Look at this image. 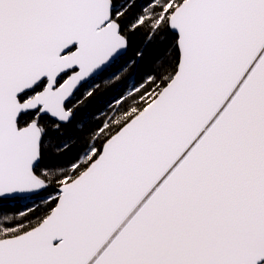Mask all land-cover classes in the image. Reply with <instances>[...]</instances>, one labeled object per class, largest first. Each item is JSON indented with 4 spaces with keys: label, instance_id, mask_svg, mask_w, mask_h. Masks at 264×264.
Listing matches in <instances>:
<instances>
[{
    "label": "snow or ice",
    "instance_id": "1",
    "mask_svg": "<svg viewBox=\"0 0 264 264\" xmlns=\"http://www.w3.org/2000/svg\"><path fill=\"white\" fill-rule=\"evenodd\" d=\"M0 264H264V0H0Z\"/></svg>",
    "mask_w": 264,
    "mask_h": 264
},
{
    "label": "trees",
    "instance_id": "2",
    "mask_svg": "<svg viewBox=\"0 0 264 264\" xmlns=\"http://www.w3.org/2000/svg\"><path fill=\"white\" fill-rule=\"evenodd\" d=\"M138 43H139V41H138V40L134 41V46H135L136 44H138ZM147 67H148V66H147V65H145V70H147ZM23 203H24V202H21V204H23ZM8 207H9V208H13V207H14V205H12V204H9V205H8Z\"/></svg>",
    "mask_w": 264,
    "mask_h": 264
},
{
    "label": "rangeland",
    "instance_id": "3",
    "mask_svg": "<svg viewBox=\"0 0 264 264\" xmlns=\"http://www.w3.org/2000/svg\"><path fill=\"white\" fill-rule=\"evenodd\" d=\"M25 203V202H24Z\"/></svg>",
    "mask_w": 264,
    "mask_h": 264
}]
</instances>
